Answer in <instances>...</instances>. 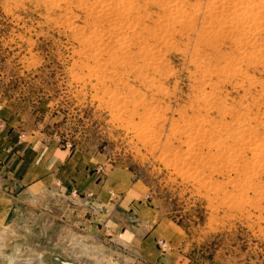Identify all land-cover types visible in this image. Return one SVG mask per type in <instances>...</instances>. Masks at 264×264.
<instances>
[{
    "label": "rangeland",
    "instance_id": "obj_1",
    "mask_svg": "<svg viewBox=\"0 0 264 264\" xmlns=\"http://www.w3.org/2000/svg\"><path fill=\"white\" fill-rule=\"evenodd\" d=\"M66 1L0 0V104L98 157L99 178L127 170L181 228L178 264H264V0ZM50 203L17 206L0 264H144L81 199Z\"/></svg>",
    "mask_w": 264,
    "mask_h": 264
},
{
    "label": "crops",
    "instance_id": "obj_2",
    "mask_svg": "<svg viewBox=\"0 0 264 264\" xmlns=\"http://www.w3.org/2000/svg\"><path fill=\"white\" fill-rule=\"evenodd\" d=\"M44 127L0 104V227L13 223L20 203L77 197L93 209L84 220L99 240L106 234L144 264H178L182 230L152 206L143 185L120 167L99 178L98 157L66 148ZM160 240L169 251L162 252Z\"/></svg>",
    "mask_w": 264,
    "mask_h": 264
},
{
    "label": "bare ground",
    "instance_id": "obj_3",
    "mask_svg": "<svg viewBox=\"0 0 264 264\" xmlns=\"http://www.w3.org/2000/svg\"><path fill=\"white\" fill-rule=\"evenodd\" d=\"M65 1H66V0H65ZM77 1H78V0H77ZM81 1H82V0H80V2H81ZM83 1H84V0H83ZM86 1H87V0H86ZM110 1H111V0H110ZM125 1H126V0H125ZM125 1H122V2L124 3ZM130 1H131V0H127V2H128L129 5L133 3V2L130 3ZM146 1H147V0H146ZM172 1H173V0H170L169 2H172ZM174 1H176V0H174ZM211 1H212V0H211ZM63 2H64V1H63ZM66 2H67V1H66ZM75 2H76V1H75ZM92 2H93V0H92ZM111 2H112V1H111ZM113 2H114V0H113ZM122 2H121V3H122ZM220 2H221V1H220ZM226 2H227V1H226ZM61 3H62V2H61ZM69 3H71V2H69ZM86 3H87V2H86ZM86 3H85L84 5H86ZM97 3H98V2H97ZM99 3H100V2H99ZM123 3H122V4H123ZM154 3H155V2H154ZM160 3H161V2H160ZM240 3H241V2H240ZM257 3H258V1H257ZM257 3H256V4H257ZM260 3H261V1H260L258 4H260ZM64 4H65V3H64ZM73 4H74V3H73ZM91 4H92V3H91ZM105 4H106V3H105ZM110 4H111V3H110ZM126 4H127V3H126ZM168 4H169V3H168ZM212 4H213V3H212ZM254 4H255V2H254ZM69 5H70V4H69ZM69 5H68V6H69ZM87 5H88V4H87ZM92 5H93V4H92ZM94 5H95V2H94ZM94 5H93V6H94ZM117 5H118V2H117ZM120 5H121V4H120ZM129 5H128V6H129ZM132 5H133V4H132ZM132 5H130V6H132ZM89 6H90V7H89ZM89 6L86 7V10H87V11H88L89 9L91 10V5H89ZM93 6H92V10H93ZM95 6H97V5H95ZM95 6H94V7H95ZM126 6H127V5H125V6L123 5V7H126ZM130 6H129V7H130ZM133 6H134V5H133ZM133 6H132V7H133ZM160 6H161V5H160ZM207 6H208V5H207ZM211 6H212V5H211ZM52 7H53V6H52ZM106 7H107V6H106ZM113 7H114V6H113ZM129 7H127V8L129 9ZM176 7H177V6H176ZM260 7H261V6H260ZM130 8H131V7H130ZM134 8H135V7H134ZM134 8H132V9H134ZM256 8H257V6H256ZM256 8H255V9H256ZM261 8L264 9V7H261ZM97 9H100V7L97 8ZM118 9H119V8H118ZM123 9H124V8H123ZM128 9H127V10H128ZM137 9H138V8H137ZM144 9H145V8H144ZM172 9H176V8H172ZM209 9H211V8H209ZM253 9H254V8H253ZM253 9H251V10H253ZM86 10H85V11H86ZM104 10H105V9H104ZM115 10H116V9H115ZM115 10H114V11H115ZM125 10H126V8H125ZM181 10H182V9H181ZM181 10H176L175 14H176V15H180V16H182V14H181V13H182ZM211 10H213V9H211ZM106 11H108V9H107ZM114 11L111 12V13H112V14H113V13L115 14L116 11H115V12H114ZM118 11H121V10H118ZM118 11H117V12H118ZM133 11H134V10H133ZM213 11H214V10H213ZM91 12H92V11H91ZM125 12L127 13V11H124L123 14H125ZM129 12L132 13V10L129 9ZM199 12H200V11H199ZM253 12H254V11H253ZM103 13H104V12H103ZM103 13H102V15H103ZM106 13H109V12H105V14H106ZM111 13L109 14L110 16H116V15H114V14L111 15ZM134 13H135V12H134ZM88 14H90V13H88ZM135 14H136V13H135ZM198 14H199V13H198ZM106 15L108 16V14H106ZM119 15H122V12H121ZM223 15H224V14H223ZM255 15H256V14H255ZM99 16H100V15H99ZM110 16H109V17H110ZM124 16H125V15H124ZM126 16L128 17V15H126ZM248 16H249V15H248ZM100 17H101V16H100ZM103 17H104V15H103ZM103 17H101V18L104 19ZM131 17H132V16H131ZM146 17H147V16H146ZM182 17H183V16H182ZM252 17H253V16H252ZM254 17H256V16H254ZM254 17H253V18H254ZM106 18H107V17H106ZM106 18H105V19H106ZM125 18H126V17H124V18H122V19H125ZM144 18H145V17H144ZM147 18H148V17H147ZM177 18L179 19V17H177ZM184 18H185V17H184ZM99 19H100V18H99ZM107 19H108V18H107ZM110 19H111V18H110ZM112 19H113V17H112ZM119 19H120V18H119ZM190 19H191V18H190ZM92 20H93V19H92ZM100 20H101V19H100ZM108 20H109V19H108ZM126 20H130V18H129V19L126 18L125 21H122V22H123V23H124V22H128V21H126ZM182 20H183V19H182ZM246 20H247V19H246ZM101 21H102V20H101ZM103 21H104V20H103ZM103 21H102L101 23H105V22H106V21H104V22H103ZM110 21H111V20H110ZM120 21H121V20H120ZM120 21H119V22H120ZM132 21H133V20H132ZM151 21H152V20H151ZM151 21H150V22H151ZM153 21H154V20H153ZM188 21H189V20H188ZM188 21H187V22H188ZM233 21H234V20H233ZM236 21H237V20H236ZM247 21H248V20H247ZM253 21H254V20H253ZM107 22H108V21H107ZM114 22H115V21H114ZM122 22H121L120 24H122ZM245 22H246V21H245ZM97 23H98V22H97ZM99 23H100V22H99ZM108 23H109V22H108ZM108 23H107V24H108ZM111 23H113V22H111ZM117 23H118V22H117ZM128 23H130V22H128ZM157 23H158V22H157ZM113 24H115V23H113ZM142 24H143V23H142ZM155 24H156V23H155ZM158 24H159V23H158ZM208 24H209V23H208ZM230 24H231V23H230ZM93 25H94V24H93ZM95 25H96V24H95ZM124 25H126V24H124ZM124 25H123V26H124ZM128 25H130V24H127L126 26L128 27ZM134 25H135V24H134ZM145 25H146V24H145ZM173 25H174V24H173ZM185 25H186V24H185ZM89 26H90V25H89ZM101 26H102V25H101ZM103 26H104V24H103ZM109 26H110V25H109ZM121 26H122V25H121ZM123 26H122V28H123ZM203 26H204V25H203ZM96 27H97V26H96ZM106 27H107V26L105 25V28H106ZM111 27H113V26H111ZM111 27H110V28H111ZM117 27H118V25H117ZM127 27H126V28H127ZM130 27H131V26H130ZM132 27H133V26H132ZM107 28H108V27H107ZM115 28H116V27H114V29H115ZM118 28H119V27H118ZM133 28H134V27H133ZM172 28H173V27H172ZM101 29H103V27H102ZM116 29H117V28H116ZM124 29H125V28H123L122 30H124ZM135 29H136V28H135ZM156 29H157V28H156ZM93 30H94V29H93ZM151 30H152V29H151ZM95 31H96V28H95ZM105 31H109V30L107 29V30H105ZM120 31H121V30H120ZM146 31H147V30H146ZM249 31H250V30H249ZM91 32H94V31H91ZM91 32H90V33H91ZM111 32H112V31H111ZM113 32H114V33H115V32H118V30H117V31H113ZM113 32H112V34H113ZM121 32H122V31H121ZM150 32H151V31H150ZM153 32H154V31H153ZM181 32H182V31H181ZM246 32H247V31H246ZM100 33L103 34L104 32H100ZM118 33H120V32H118ZM257 33H258V32H257ZM93 34H95V33H93ZM97 34H98V33H97ZM105 34H106V33H105ZM112 34H111V37H112ZM149 34H150V33H149ZM156 34H157V33H156ZM103 35H104V34H103ZM103 35H102V36H103ZM113 35H114V34H113ZM117 35H118V34H117ZM124 35H125V34H124ZM138 35H139V34H138ZM209 35H210V34H209ZM89 36H90V34H89ZM96 36H97V35H96ZM104 36H105V35H104ZM104 36H103V38H104ZM118 36H119V35H118ZM133 36H134V35H132V37H133ZM135 36H136V34H135ZM85 37H86V36H85ZM90 37H92V36H90ZM93 37H94V40H95V38H98V37H95V35H94ZM100 37H101V36H99V39H100ZM106 37H108V36H106ZM111 37H110V38H111ZM114 37H116V36H114ZM114 37H112L111 39H114ZM121 37H122V36H121ZM130 37H131V36H130ZM132 37H131V38H132ZM87 38H88V37H87ZM87 38H86V39H87ZM108 38H109V37H108ZM126 38H127V39H126ZM126 38L124 37V39L128 40L129 37H126ZM84 39H85V38H84ZM90 39H91V38H90ZM90 39H89V38L87 39V40H89L88 42H91ZM99 39H97V40H99ZM101 39H102V38H101ZM111 39H110L109 41H111ZM118 39H120V37H118ZM91 40L93 41V39H91ZM103 40H106V38L103 39ZM114 40H116V38H115ZM120 40H121V39H120ZM95 42H96V41H95ZM97 42H98V41H97ZM104 42H105V41H104ZM104 42L101 43V44L103 45ZM113 42H114V41H113ZM120 42H121V41H120ZM120 42L117 41V43H116V41H115L116 44H119ZM123 42H124V41H122V43H123ZM126 42H127V41H125V43H126ZM128 42H130V41H128ZM139 42H140V41H139ZM141 42H142V41H141ZM145 42H146V41H145ZM92 43H93V42H92ZM99 43H100V41H99ZM107 43H108V39H107ZM110 43H111V42H110ZM110 43H108V44H110ZM122 43H121V44H122ZM132 43H133V42H132ZM96 44H97V43H96ZM96 44L94 43V45H96ZM108 44H106V42H105V44H104V49H106V47H107V46L105 47V45H108ZM111 44H112V43H111ZM149 44H150V43H149ZM173 44H174V43H173ZM258 44H259V43H258ZM91 45H92V44H91ZM98 45H99V47H100V44H98ZM123 45H124V44H123ZM125 45H126V44H125ZM127 45H129V44H127ZM127 45H126V46H127ZM96 46H97V45H96ZM118 46H119V45H118ZM97 47H98V46H97ZM116 47H117V46H116ZM124 47H125V46H124ZM127 47H128V46H127ZM136 47H137V46H136ZM151 47H152V46H151ZM101 48H102V46H101ZM118 48H119V47H118ZM118 48H116V49L118 50ZM146 48H147V47H146ZM93 49H95V48H93ZM98 49H99V48H98ZM104 49H103V50H104ZM108 49H111V48H108ZM108 49H107V50H108ZM116 49H115V50H116ZM119 49H121V46H120ZM122 49H123V48H122ZM143 49H144V48H143ZM143 49H142V50H143ZM147 49H148V48H147ZM147 49H146V52H147ZM96 50H97V49H96ZM126 50H128V48L125 49L124 52H125ZM156 50H157V49H156ZM86 51H87V50H86ZM98 51H100V50H98ZM120 51H123V50H120ZM154 51H155V50H154ZM158 51H159V50H158ZM96 52H97V51H96ZM104 52H105V51H104ZM108 52H109V51H108ZM117 52H118V51H117ZM155 52H156V51H155ZM86 53H87V52H86ZM94 53H95V52H94ZM109 53H110V52H109ZM115 53H116V52H115ZM115 53H114V55H115ZM148 53H150V52H148ZM97 54H98V53H96V55H97ZM99 54H100V53H99ZM99 54H98V56H99ZM103 54L106 55V52L103 53ZM103 54H102V55H103ZM121 54H123V53H121ZM151 54H153V53H151ZM208 54H209V53H208ZM111 55H112V54H111ZM118 55H119V54L116 53V56H118ZM143 55H145V54H143ZM147 55H148V54H147ZM153 55H154V54H153ZM206 55H207V54H206ZM116 56H114V57H116ZM95 57H96V56H95ZM110 57H111V56L109 55V58H110ZM145 57H146V56H145ZM145 57H143V58H145ZM97 58H100V57H97ZM101 58H102V57H101ZM111 58H112V57H111ZM113 59H114V58H112V60L109 59V61L111 62V61H113ZM155 59H156V58H155ZM95 61H96V60H95ZM155 62H156V61H155ZM106 63H107V62H106ZM144 63H145V61H144ZM153 63H154V62H153ZM165 63H166V62H165ZM192 64H193V63H192ZM108 67H109V66H108ZM113 67H114V66H113ZM96 69H97V68H96ZM167 69H168V68H167ZM98 73H99V72H98ZM121 73H122V72H121ZM95 74H96V73H95ZM106 79H107V78H106ZM96 82H97V81H96ZM196 111H197V110H196ZM196 132H197V131H196ZM212 135H213V134H212ZM195 138H196V137H195ZM194 140H195V139H194ZM263 140H264V138H263ZM241 141H242V140H241ZM216 142H217V141H216ZM212 143H213V142H212ZM201 144H202V143H201ZM243 144H244V143H243ZM223 146H224V145H223ZM246 148H247V147H246ZM254 149H255V148H254ZM233 152H234V151H233ZM240 152H241V151H240ZM243 152H244V151H243ZM250 152H251V151H250ZM252 153H257V152H252ZM258 153H259V152H258ZM262 153H263V152H261V154H262ZM259 154H260V153H259ZM236 160H237V159H236ZM256 160H257V159H256ZM253 162H254V161H253ZM253 162H252V163H253ZM239 163H240V162H239ZM254 163H255V162H254ZM248 165H251V162H250V164H248ZM253 165H255V164H253ZM254 167H255V166H254ZM26 259H27V258H26ZM30 260H31V259H30ZM30 260H28V261H29L30 264H32L33 261H30ZM26 261H27V260H26ZM23 262H24V261H23ZM65 264H74V263H70V262L68 263V262H66ZM76 264H77V263H76Z\"/></svg>",
    "mask_w": 264,
    "mask_h": 264
},
{
    "label": "built area",
    "instance_id": "obj_4",
    "mask_svg": "<svg viewBox=\"0 0 264 264\" xmlns=\"http://www.w3.org/2000/svg\"><path fill=\"white\" fill-rule=\"evenodd\" d=\"M71 147H72L71 144L67 145V148H71ZM159 245H160V248L163 252L166 251L167 248H169V245L166 242H164L163 240H160Z\"/></svg>",
    "mask_w": 264,
    "mask_h": 264
}]
</instances>
